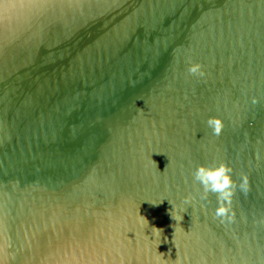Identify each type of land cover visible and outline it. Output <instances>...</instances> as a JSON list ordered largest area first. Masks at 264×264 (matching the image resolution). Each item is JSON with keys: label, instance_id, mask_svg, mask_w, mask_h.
<instances>
[{"label": "water", "instance_id": "95a60500", "mask_svg": "<svg viewBox=\"0 0 264 264\" xmlns=\"http://www.w3.org/2000/svg\"><path fill=\"white\" fill-rule=\"evenodd\" d=\"M213 161L248 177L230 223ZM159 253L264 264V0H0V264Z\"/></svg>", "mask_w": 264, "mask_h": 264}, {"label": "clouds", "instance_id": "9594fccd", "mask_svg": "<svg viewBox=\"0 0 264 264\" xmlns=\"http://www.w3.org/2000/svg\"><path fill=\"white\" fill-rule=\"evenodd\" d=\"M187 68L186 72L190 76L202 77L204 76V71L202 70V65L193 62L190 58L186 61ZM256 98H252V103L255 104ZM207 126L212 130L213 135H219L222 130V122L219 118L209 117L206 121ZM193 180L195 183H199L202 189V195L200 199L206 200L209 193L214 194L216 197V208L213 213V218H219L221 223L228 221L232 222L234 218L233 208H232V198L237 190L247 193L248 191V177L245 174L239 176V183L233 179V169L223 161H213L210 165H197L194 172H192ZM193 197L191 194L185 196L184 203H189ZM158 205V204H153ZM170 218L176 222L182 220V217H179L175 214L174 209L169 210L168 212ZM145 224L148 225L147 220L144 217H140ZM153 239L156 235H159L161 243V234L162 229H157L152 227ZM167 242V238L165 241ZM158 253V252H157ZM160 254V261L158 264H168V259L165 257V253ZM177 264L179 261L177 259Z\"/></svg>", "mask_w": 264, "mask_h": 264}]
</instances>
